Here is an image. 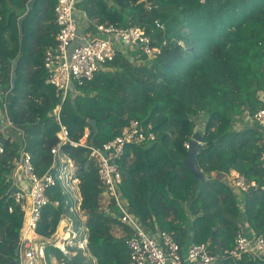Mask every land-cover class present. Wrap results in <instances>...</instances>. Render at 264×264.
<instances>
[{"label": "trees", "instance_id": "obj_1", "mask_svg": "<svg viewBox=\"0 0 264 264\" xmlns=\"http://www.w3.org/2000/svg\"><path fill=\"white\" fill-rule=\"evenodd\" d=\"M29 1L0 0V89L7 94L11 122L23 132V138L0 133V143L5 139L0 153V264L15 261L23 226L18 207L5 209L14 205L7 193L16 159L25 145L37 174L47 173L51 151L60 143L59 106L74 142L89 128L90 143L94 132L88 120L97 122L93 147L98 149L132 120L143 129L152 126L155 140L128 146L118 162L122 194L149 234L168 232L182 248L207 244L217 257L215 264H264L249 254L234 263L224 254L234 247L240 229L264 235V134L254 125L264 109V0H79L86 33L96 35V25L138 27L161 54L149 60L138 52H119L92 81L76 86L64 103L46 83L44 68L45 51L55 45L59 32L57 0H37L28 12ZM149 4L158 8L149 11ZM23 16L21 39L18 22ZM156 20L164 29L156 27ZM197 131L204 138L197 157L203 180L183 164L188 157L185 144ZM61 152L79 166L96 264H131L126 243L120 242L130 230L120 223L114 201L103 197L91 151L64 145ZM233 171L255 183L242 201L224 179ZM52 195L62 205L45 209L40 231L46 235L64 212V196L57 189ZM117 229L124 230L126 238H118ZM84 257L67 261L93 264Z\"/></svg>", "mask_w": 264, "mask_h": 264}, {"label": "built area", "instance_id": "obj_2", "mask_svg": "<svg viewBox=\"0 0 264 264\" xmlns=\"http://www.w3.org/2000/svg\"><path fill=\"white\" fill-rule=\"evenodd\" d=\"M79 0H57L54 18L59 32L54 46L46 49L44 68L47 73L46 83L57 89L64 103L67 97L75 93L76 86H83L92 81L105 65L114 61L119 52L129 54L138 52L151 60L161 54V49L153 45L152 39L138 27L120 28L114 25H96V35L86 33L79 18L77 8ZM205 3L206 0H201ZM157 5L149 4L148 10L153 11ZM84 14V13H83ZM156 27L164 29L163 24L155 21ZM139 58V57H137ZM7 94L0 89V133L6 134L12 128L23 138V132L17 130L11 122L6 103ZM264 99V97H263ZM62 106L56 109L60 131L57 134L60 143L52 149V165L43 176L37 174L32 156L24 145L12 171V186L7 195L14 205L8 204V211L18 207L23 214V226L20 232L18 253L15 264H69L80 254L87 260L96 259L90 251V229L88 215L83 210L81 180L78 176L77 162L62 154L61 147H83L91 151V157L99 166V177L102 184L103 197L113 200L119 212L120 223L130 230L125 234V243L129 251L131 264H215L217 257L207 244H191L182 248L168 232H160L152 236L134 216L129 202L121 191L122 174L118 162L125 155L126 148L154 141L152 126L145 129L132 120L120 135L105 143L102 149L88 142L91 130L86 129L80 142L70 139L69 131L61 120ZM254 122L264 134V109L255 116ZM203 125L198 130H203ZM0 143V153L4 147ZM203 146V143H202ZM190 148V142L185 144ZM264 173V152L261 156ZM19 177L21 181L19 182ZM226 183L233 187L240 201L251 186L246 177L233 171L224 177ZM59 190L64 196V212L51 235L41 233L45 209L54 205L59 207L62 202L53 198V192ZM264 190V185L262 187ZM234 263L242 260L246 254L255 260L264 262V235H257L240 229L235 238L234 247L224 253Z\"/></svg>", "mask_w": 264, "mask_h": 264}, {"label": "water", "instance_id": "obj_3", "mask_svg": "<svg viewBox=\"0 0 264 264\" xmlns=\"http://www.w3.org/2000/svg\"><path fill=\"white\" fill-rule=\"evenodd\" d=\"M37 0H30L27 4V11H32L34 8V5ZM26 16H23L19 19L18 25H19V32H20V37L22 39L23 37V22L25 20ZM17 82V69L13 68L12 70V75H11V86L14 88ZM89 126L92 128L94 134L92 136L90 145L93 146L95 138L99 134V129L97 126V122L95 120H88ZM203 134L200 131H197L192 140L190 141V148L188 149V157L183 161L184 166L194 175L196 179L203 180L204 179V174L202 170L200 169L198 162H197V157L202 149V143H203ZM5 144V139L2 141V147H4ZM6 210H8V204L5 207ZM121 243H125V240H121ZM18 249L15 250V255H17ZM11 264H15V261H13Z\"/></svg>", "mask_w": 264, "mask_h": 264}, {"label": "crops", "instance_id": "obj_4", "mask_svg": "<svg viewBox=\"0 0 264 264\" xmlns=\"http://www.w3.org/2000/svg\"><path fill=\"white\" fill-rule=\"evenodd\" d=\"M79 18H80V19L84 18V14H83V12L80 11V10H79ZM254 125L256 126L257 124L254 122ZM118 233H119V234H118ZM116 234L118 235V236H117L118 238H124L126 232H125L124 230H122V229H121V230H120V229H119V230L117 229V230H116Z\"/></svg>", "mask_w": 264, "mask_h": 264}, {"label": "rangeland", "instance_id": "obj_5", "mask_svg": "<svg viewBox=\"0 0 264 264\" xmlns=\"http://www.w3.org/2000/svg\"><path fill=\"white\" fill-rule=\"evenodd\" d=\"M8 130H7V132H6V134H14V133H16L14 130H12V128H7ZM17 134V136H18V138L20 137V135L18 134V133H16ZM21 181V178L19 177V182ZM119 230V229H118ZM121 230V229H120ZM114 234L116 235V236H118L117 234H116V232H114ZM119 234V233H118Z\"/></svg>", "mask_w": 264, "mask_h": 264}]
</instances>
